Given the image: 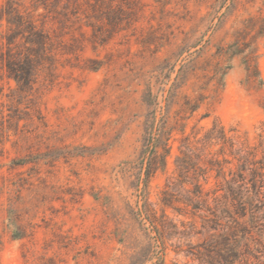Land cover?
<instances>
[{
    "label": "rangeland",
    "instance_id": "rangeland-1",
    "mask_svg": "<svg viewBox=\"0 0 264 264\" xmlns=\"http://www.w3.org/2000/svg\"><path fill=\"white\" fill-rule=\"evenodd\" d=\"M19 14L23 25L8 23ZM260 16L264 0H0V264H208L203 244L223 229L187 195L198 176L222 197L224 179L192 167L195 155L181 176L177 159L184 137L198 153L218 123L264 164ZM27 55L31 81L18 83L9 66ZM150 91L172 137L145 185ZM166 189L176 200L164 210ZM254 237L262 245L234 264H264V220Z\"/></svg>",
    "mask_w": 264,
    "mask_h": 264
},
{
    "label": "trees",
    "instance_id": "trees-1",
    "mask_svg": "<svg viewBox=\"0 0 264 264\" xmlns=\"http://www.w3.org/2000/svg\"><path fill=\"white\" fill-rule=\"evenodd\" d=\"M7 17L9 24L23 25L22 23H25L20 14L16 18ZM259 19L257 36H264V16H260ZM254 49L255 47L251 48L245 54V58L248 62L247 65L253 67L255 73L258 74L257 54ZM250 59H253V63ZM31 60L32 57L27 55L19 63L20 68L17 69L13 63L9 66L18 83L21 81L26 84L30 83ZM143 99L147 106V113L145 115L141 167L144 175L142 180L145 185H148L154 174L159 169L164 170L167 166V159L171 151L172 130L168 127L166 113H163L159 119L157 117L159 104L156 95L150 91L144 95ZM183 140L184 143L180 146L181 155L178 156L177 162L186 163L187 166L181 167L178 163L181 176L187 175L185 173L190 170L189 161H192L195 155L197 162L191 163L192 167L204 170L205 173L216 169L215 177L224 179V185L221 188L224 191L222 197L217 196L216 191H213V196L209 191H205L198 176L193 182L194 189L187 195L186 205L191 206L194 215L199 214L205 220V225L223 229L215 234L213 239L203 244L202 260L208 264H234L241 257L242 252H251V241L262 245V241L255 239L254 229L264 220V164L258 166L257 163L260 160L255 159L254 150L245 144L239 145L233 137H229L225 133L224 127L218 123L197 139V142L201 143L198 153L195 151L190 137H184ZM214 143L221 144V147L208 159L210 166L202 169L200 165V161H203L202 155L205 153V149ZM227 150L233 157L232 159L225 157ZM219 154L223 155L222 159L219 158ZM226 164H235L237 168L236 171L230 169V178L227 177L224 169ZM163 193L161 201L164 210L166 207H173L176 200L174 193L169 189L164 190ZM211 198L213 205L210 203ZM154 213L147 214L153 223H155L152 218ZM164 261V257H160L154 264H164Z\"/></svg>",
    "mask_w": 264,
    "mask_h": 264
}]
</instances>
